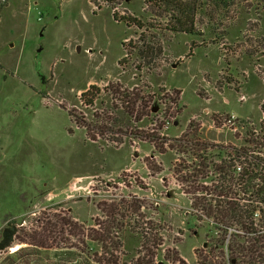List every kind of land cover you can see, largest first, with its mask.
Instances as JSON below:
<instances>
[{
    "label": "rangeland",
    "instance_id": "obj_1",
    "mask_svg": "<svg viewBox=\"0 0 264 264\" xmlns=\"http://www.w3.org/2000/svg\"><path fill=\"white\" fill-rule=\"evenodd\" d=\"M145 1L0 0V229L15 219L26 240L0 252V264H136L152 231L163 240L156 259L175 249L184 264H201L200 252L229 264L214 245L221 225L212 233L197 211L202 186H215L193 179V150L178 151L193 145L169 141L161 154L140 137L161 121L169 138L189 131L231 148L264 133V0H198L196 35L159 28L165 18ZM152 36L160 51L144 58L135 46ZM149 90L153 110L134 119L121 93ZM216 150L208 160L221 164ZM68 219L84 232L58 224ZM100 223L104 242L93 239ZM238 228L228 226L227 242Z\"/></svg>",
    "mask_w": 264,
    "mask_h": 264
},
{
    "label": "trees",
    "instance_id": "obj_2",
    "mask_svg": "<svg viewBox=\"0 0 264 264\" xmlns=\"http://www.w3.org/2000/svg\"><path fill=\"white\" fill-rule=\"evenodd\" d=\"M211 1L210 3L214 2L217 6L224 5L225 7H228L234 0ZM145 2L153 5V11L158 13L160 15L159 17L165 18V22H163L165 26L159 28L165 27L166 30L171 32L196 35L198 0H146ZM153 11H150L151 15H154L155 12ZM113 17L115 20L125 22L128 27L132 26V22H137L136 19L131 20L126 17L118 18L115 13ZM149 24L150 28L158 29L156 25L152 23ZM167 26L169 28H167ZM151 39L152 42L156 41L154 36H152ZM156 44L157 43L155 42L152 44L149 43V45L145 44L144 49H141L139 46L135 47L136 49L139 48L137 50L139 55L143 52V57L148 58L151 57L155 51H160L156 48L158 47L155 46ZM93 89L98 91V88L92 86L82 95L88 97L90 91ZM159 89L162 91V88ZM138 92L134 91L129 92L128 94L125 92L121 93L123 97L121 103L124 109H129L128 113L129 115L134 116V119H136V112H140V114L143 115V112L145 111V114H148V107L149 112H151L154 106L152 103L148 106V103L152 102L154 96L158 97L154 91H147L149 96L144 92L146 95L144 97L140 96V94L138 96ZM152 92H154V95H152ZM125 97L128 98L127 102L124 101ZM94 101L95 100L92 98L84 99L85 103L91 105L94 104ZM70 114L72 115V113ZM99 117L100 116H97V118ZM110 120L116 123L118 119L115 120V118H113L112 120L111 118ZM163 126V121L159 124L157 123V126L153 127L152 130L150 128L152 132L148 131L141 135L140 138L149 141L154 149L161 154L166 152L165 145L169 143V141L170 143L172 142V144H168L170 149L178 150L181 148L182 144H187L188 142L193 145L192 147L189 145L186 149L178 151H180V153H190L193 150V155H196L195 157L198 161L192 162V164H187L188 166H186L188 169L193 167V170L196 173L193 176V179H201L203 181L206 179L209 180L211 186H215H202V192L206 193L200 198V204L197 203L199 206L197 211L202 217H205L210 224H212V233L216 232V227L221 225L222 236L218 239V242L214 244L215 247L221 248V255L229 264H257L255 258L259 255L264 256V156L259 150H255V148L261 141L264 143V133L260 135L248 131L246 133L247 138L243 140L242 145L239 148H231V146L204 143L198 140L196 133L190 134L189 131L181 137L169 138L161 132ZM191 127L192 123H190V128ZM112 140L118 142L122 141L121 139ZM214 147L218 148L215 156L221 160V164H215L214 160H211L210 162L208 160V149ZM200 151L202 152L200 153ZM202 153L207 154L203 156ZM150 167H152L151 163ZM156 168L158 167L156 166ZM216 173H220L219 181L214 185ZM213 193H215V195L217 193V197H214ZM209 194L210 196H208ZM17 223L18 222L15 219H8L6 224L0 229V252L10 248L16 241H26L20 239V229ZM232 223H235L239 228L236 230L235 237L232 241L233 243H229L227 242V228ZM58 224L63 227L68 225L70 227L68 232L71 231L72 235H79L84 232L82 231V225H79L70 219L64 222H58ZM151 224H153L152 221L146 222V228L149 229L151 227L149 225ZM98 225H100L102 231H96V238L93 239L104 242V238L109 237L106 235L110 234V230L105 226V223H100ZM128 226L130 227V231L137 233L140 238L142 237L141 234H144V232L145 234H149V230H136V227H133L130 223H128ZM42 227L44 233H46L47 229L45 226ZM66 230L67 229H65V231ZM55 233H59V231H56ZM150 234H152L149 239L150 247L149 245H144L147 252L142 258L136 260V264H166V262L171 259L177 263H185L183 259L179 258V254L175 249L168 250V253L164 254V258L156 259L159 254V246L163 244V240L157 236L156 232L152 231ZM32 239L35 240V236L34 238L32 237ZM208 258L207 255H204L201 252L198 255V261L201 262V264H212V261H209ZM108 264H120V261L118 262L116 259H109ZM122 264L128 263L125 262Z\"/></svg>",
    "mask_w": 264,
    "mask_h": 264
},
{
    "label": "water",
    "instance_id": "obj_3",
    "mask_svg": "<svg viewBox=\"0 0 264 264\" xmlns=\"http://www.w3.org/2000/svg\"><path fill=\"white\" fill-rule=\"evenodd\" d=\"M157 108H154V110H156Z\"/></svg>",
    "mask_w": 264,
    "mask_h": 264
}]
</instances>
